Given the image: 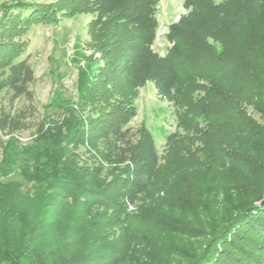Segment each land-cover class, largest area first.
<instances>
[{
	"label": "trees",
	"instance_id": "obj_1",
	"mask_svg": "<svg viewBox=\"0 0 264 264\" xmlns=\"http://www.w3.org/2000/svg\"><path fill=\"white\" fill-rule=\"evenodd\" d=\"M103 1L97 9L101 15L112 9ZM158 1L128 0L124 10L109 18L124 21L134 13L131 21L136 27L121 38L125 55L119 61L125 68L108 74L105 90L90 95L92 82H86V87L85 75L79 74L80 91L93 103L100 99L105 109L102 116H93L85 125L71 108L61 123L45 130L34 149L0 135L4 156L0 162V264H139V243L131 234L137 231L131 227L161 162L150 129L144 123H128L137 112L132 102L135 92L148 81L175 106L179 130L168 137L167 145L180 151L177 168L185 158L194 157L197 165L235 173L220 191L221 202L234 197V203L218 225L212 221L205 239L183 260L186 264H264V204H260L264 123H258L248 110L253 105L264 112V67L251 76L250 67L248 72H235L239 66L244 68L243 62L214 45L213 41L225 44L220 22L235 17L230 1L185 0L186 9L209 10L216 23L211 31L197 36L184 30L188 18L171 23L167 38L173 44L164 55L158 54L151 47L158 26ZM22 2L7 12L11 14L7 20L0 21V33H8L9 19L16 28L48 20L52 9ZM89 3H72L64 15L84 11ZM91 25L93 21L89 29L93 35ZM185 36L196 38L197 50L183 45ZM21 54L15 40L0 36V94L9 93L12 105L20 97L26 99L15 111L1 107L3 133L30 128L37 111L31 88L35 71L29 56ZM110 61L115 63L113 58ZM182 133L199 144L188 142ZM183 199L190 200L188 206L195 204L189 194ZM169 206L174 210L176 205L170 202Z\"/></svg>",
	"mask_w": 264,
	"mask_h": 264
},
{
	"label": "rangeland",
	"instance_id": "obj_2",
	"mask_svg": "<svg viewBox=\"0 0 264 264\" xmlns=\"http://www.w3.org/2000/svg\"><path fill=\"white\" fill-rule=\"evenodd\" d=\"M22 1L52 9L47 21H35L24 27L16 28L9 19L8 33H0L2 39L16 41L22 56H29V63L36 75L31 88L35 94L37 111L30 128L13 133L0 131V135L3 139H13L12 142L19 146L34 149L45 130L61 123L69 109L73 108L77 118L85 125L93 116L104 114L105 109L99 103L100 99L98 103H93L80 91L79 74L82 72L85 75V86L86 82H92L94 90L91 89L90 95L98 96L105 90L103 83L108 74L122 72L125 68L119 61L125 55L121 52V38L135 30L136 24L131 21L134 13L124 21L120 17L113 21L109 19L119 10H124L128 0H104L108 6L112 4V9L102 15L97 11L102 0H89L84 11L68 17L64 15L65 10L79 0H0V21L7 20L8 14L11 15L7 12L23 5ZM211 1L215 4L230 1L235 17L220 22L225 44L210 40L218 51L224 49L233 60L243 62L244 68L239 66L235 72H248L247 67L252 69L249 76L252 75L251 72H260L264 67V0ZM184 2L185 0L158 1V26L151 47L160 55H164L173 44L167 38L171 23L188 18L184 30L187 34L194 33L196 36L211 31L212 25L216 23V18L209 10L193 12L194 8L186 9ZM92 21L93 35L89 33ZM183 45L192 51L198 48L194 36H185ZM96 77L98 81H94ZM132 102L137 112L128 125L138 126L144 123L150 129L161 162L151 181L148 196L139 203V213L137 212L131 227V231H137L131 234H136L133 236L139 243V264H186L183 258L186 259L190 250H196L211 226L216 222L218 225L221 216L234 203V197H226L224 203L221 202L223 194L220 191L229 186L235 173L217 166L197 165L194 157L185 158L183 165L177 168L178 159L181 158L178 153L180 151L169 150L167 145L168 137L179 130L173 102L160 96L154 83L150 81L136 90ZM25 103L26 99L20 97L12 105L9 93L0 94V111L1 107L15 111ZM248 110L258 123H264L262 110L253 105ZM184 135L188 142L199 144L194 139L187 138V134ZM80 149L84 150V147ZM199 156L201 158L204 153L201 152ZM2 158L4 156L0 153V162ZM181 167L185 170H181ZM176 169L180 171L178 177ZM12 177L20 178L18 175L10 178ZM29 186L30 184L25 185L27 188ZM186 189L187 192L184 193L183 190ZM184 194H189L190 199L194 198L195 204L188 206L190 200H184ZM170 202L176 205L174 210L169 206ZM211 205L215 208H209ZM170 221L172 225L167 223Z\"/></svg>",
	"mask_w": 264,
	"mask_h": 264
},
{
	"label": "water",
	"instance_id": "obj_3",
	"mask_svg": "<svg viewBox=\"0 0 264 264\" xmlns=\"http://www.w3.org/2000/svg\"><path fill=\"white\" fill-rule=\"evenodd\" d=\"M264 203V196H263V199L260 201V204H263Z\"/></svg>",
	"mask_w": 264,
	"mask_h": 264
}]
</instances>
